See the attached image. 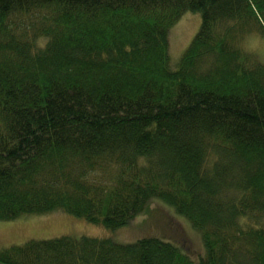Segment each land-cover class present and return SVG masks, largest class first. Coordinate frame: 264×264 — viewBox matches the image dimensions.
<instances>
[{"label":"trees","instance_id":"1","mask_svg":"<svg viewBox=\"0 0 264 264\" xmlns=\"http://www.w3.org/2000/svg\"><path fill=\"white\" fill-rule=\"evenodd\" d=\"M188 11L200 27L173 60ZM259 31L264 0H0V220L140 232L29 238L0 264H264Z\"/></svg>","mask_w":264,"mask_h":264},{"label":"rangeland","instance_id":"2","mask_svg":"<svg viewBox=\"0 0 264 264\" xmlns=\"http://www.w3.org/2000/svg\"><path fill=\"white\" fill-rule=\"evenodd\" d=\"M201 13L188 11L170 29V38L174 37L172 43V59L179 58L186 49L190 40L194 37L200 27ZM247 48L264 61V33L261 31L250 33L244 40ZM181 54V55H180ZM161 208L162 203H153ZM170 215L172 210H166ZM171 212V213H170ZM173 216V214H172ZM144 215L138 219L143 218ZM179 223L178 229L173 234L181 240L186 241L194 250H202L201 233L193 228L183 217L175 216ZM137 220V219H136ZM141 221V220H140ZM147 221V220H146ZM145 221V222H146ZM140 233V232H139ZM136 225L111 230L102 225L91 223L83 218L76 217L64 210H56L45 214H25L11 220H0V248L12 243L20 244L29 238H46L63 234L88 235V236H113L120 240H133L140 234Z\"/></svg>","mask_w":264,"mask_h":264}]
</instances>
